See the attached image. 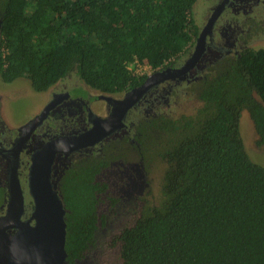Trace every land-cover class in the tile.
Here are the masks:
<instances>
[{"label": "trees", "instance_id": "1", "mask_svg": "<svg viewBox=\"0 0 264 264\" xmlns=\"http://www.w3.org/2000/svg\"><path fill=\"white\" fill-rule=\"evenodd\" d=\"M197 1L0 0L1 78H27L44 92L76 73L100 93H124L148 77L131 66L157 70L189 52L200 33ZM195 85L193 113L151 116L138 129L143 152L165 143L162 197H143L140 216L116 238L120 261L110 264H264V165L240 130L246 109L264 145V47L221 60ZM131 146L108 143L64 170L68 264L85 257L105 223L99 204L109 186L98 176ZM7 197L0 182V215Z\"/></svg>", "mask_w": 264, "mask_h": 264}, {"label": "rangeland", "instance_id": "2", "mask_svg": "<svg viewBox=\"0 0 264 264\" xmlns=\"http://www.w3.org/2000/svg\"><path fill=\"white\" fill-rule=\"evenodd\" d=\"M215 1L198 0L195 3L192 13L197 24L201 27L205 24L210 7L213 6ZM263 9V0H258L257 4L250 0H233L228 6L225 15L227 16L226 25H228L229 31L234 33L235 31L231 28V23H238L239 21V26H242L243 23L246 26L245 28L251 27L250 32H247L244 35V39H242L243 41L250 39V41L245 44L243 41L238 42L240 49L247 45L256 49L264 47V23L261 21V19H264ZM257 21H260V23H256ZM256 25L258 29L254 27ZM205 64L206 62L203 63V65ZM131 68L139 74L149 75L154 72L148 64L137 63L131 66ZM205 70L206 68H204L203 74H205ZM201 75H195L190 81L176 85V88L175 85L171 89L167 88L170 85L169 83L165 90H161L160 96L163 99L157 105L155 103L151 104L152 106L146 107L143 111L144 115L140 119L149 115H155L156 113H162L167 116L193 113L197 101L191 94H193L194 90H197V86L192 87V84L204 76ZM78 80H80L78 75L71 73L62 81L63 84L71 86V84L78 82ZM84 86L94 91L89 86ZM47 96L48 93L46 92L35 91L31 81L27 78H18L12 83H6L0 76V132L6 128L8 130L6 132L9 134L11 131L13 132L18 129L19 126L41 109L48 99ZM96 105L100 107L101 111H105L103 109L105 107L103 101ZM153 106L157 107V109L153 108ZM240 130L246 150L251 159L260 165H264V145L259 146L257 144L258 135L250 113L246 109L242 111ZM164 145L165 143H162L155 147L151 145L149 148H145L143 157L148 167L143 164L139 156L136 157V151L130 149V154L136 157V159L131 157L132 159L129 158L130 160L127 163H114L99 176L100 180L106 181L109 184V190L100 197L99 204V215L101 218L105 216V223L103 224L102 219L100 220V228L95 245L87 252L83 259L77 261L75 264H110L120 261V243L116 242V238L120 234L121 229L125 225L132 224L140 216L146 200L156 203L162 197L164 175L168 168ZM5 177L6 174L0 172V180L4 183L6 182ZM23 187L25 201L29 203L26 204V208H30L32 203L27 185L24 182ZM110 197L116 198L117 202L112 203Z\"/></svg>", "mask_w": 264, "mask_h": 264}, {"label": "flooded vegetation", "instance_id": "3", "mask_svg": "<svg viewBox=\"0 0 264 264\" xmlns=\"http://www.w3.org/2000/svg\"><path fill=\"white\" fill-rule=\"evenodd\" d=\"M223 1L224 0H216L213 3V6L210 7L209 10L210 12L205 24L202 27L198 24L200 27V33L207 26L215 9ZM232 1L233 0L226 1L222 9V12L218 16V18L214 21L213 25L207 31L205 37V49L199 61L195 65V67H193L188 73L177 78L167 79L164 82L152 88L151 90H149L141 98V100H139L128 111V113L125 116V119H123L124 125L118 128L116 131H114L107 138H104L102 141H100L99 143L93 146L82 148L79 151H74L71 153H59L56 155L55 163H54L55 164L54 181H56L57 186H59V181L64 173V170L67 168L68 165H71L73 161L77 160L83 155H88L90 153H99V150L102 149L106 144L115 143L116 141L119 140L132 145L128 150L132 149L136 151L137 153L135 154L136 157L139 156V159L142 160L143 164H145L146 166L148 165L147 162L145 161V158L143 157L142 145L137 139V133H139L138 129L141 126L144 127V124H142L143 120L148 119L151 116H155V117L159 116L162 113H156L155 115H149L143 119H140L144 115L143 114L144 109L146 107H149L151 104L153 105L156 103L157 105V103L163 99L162 96H160L161 90H165L166 86L169 83L170 85L167 86V88L171 89V87H173L174 85L176 88V85H181L183 83L190 81V79H193L195 75H199V76L201 74L205 75L209 71L210 67L215 66L221 60H224L228 57L234 58L235 56L239 55V53L244 49L251 47L247 45L240 49L239 48L240 45L238 44V42L243 41L242 39H244V35H246L247 32H250L251 30L250 26L248 28H245L246 26H244L243 23L242 26H239L240 25V21H239L238 23L237 22L231 23V28L234 29L235 31L234 33L228 30V25H226L227 16L225 15V13ZM250 1L255 2L256 4L258 2V0H250ZM261 21L264 23V19H261ZM241 22H243V20H241ZM256 23L259 24L260 21H257ZM254 27L258 29L257 25ZM251 37L253 39L252 33H251ZM197 39L195 41V44L190 48L189 52L186 55H184L180 60H178L174 64L164 66L157 70H164L167 68L178 70L184 67L195 52ZM249 41L250 39H247L243 42L245 44V43H249ZM204 62H206L205 65H203ZM204 68H206L205 74L202 73L204 71ZM157 70H154V72ZM84 85H86L84 82L78 80V82H74L73 84H71V86H68L67 84H63V81L61 79L55 85H53L49 90L44 91L48 93L47 96L48 99L45 101L44 105L41 107V109H39V111L35 115L31 116L24 124L19 126L18 129H16L13 132L11 131L9 134L6 132L8 131L6 128L1 130L0 172H4L6 174L5 177L6 182L4 183L0 180L2 184L7 186L8 177H9L8 170L10 168L11 162L12 160H17L18 158L19 160L18 170H19L21 183L22 186H23V182L26 183L27 185L28 172L32 163V155L38 149L42 148L47 142H50L61 135L80 134L82 132L88 131L93 127V121L97 117H107L110 114L112 110V104L106 97L113 96L115 98H122L127 92L126 91L124 93L106 94V93H100L94 89H93L94 91H92L91 89L86 88ZM102 101L105 103V107L107 108L106 109L105 107H103L105 111H101L99 109L100 107L96 105L97 103H102ZM155 106H153V108L157 109V107ZM45 111L48 112L44 120L40 122V124H38L35 128L34 127H32V129L30 128L26 133V135L23 136V134L21 133V127H23L29 121L33 120L37 115H41L42 113H45ZM154 144H155L154 142H150L149 146ZM123 153H124L122 154L123 157L112 162L110 166H112L114 163L117 162L127 163V161L130 160L129 158L131 157L136 159V157H133L130 154V151L129 152L125 151ZM108 168H106L105 170H107ZM100 181L106 182L103 180ZM7 190H8V186H7ZM112 199H116V198L110 197L111 201ZM112 203L115 202L112 201ZM31 207L32 204L30 205V208H26V215L30 213Z\"/></svg>", "mask_w": 264, "mask_h": 264}, {"label": "water", "instance_id": "4", "mask_svg": "<svg viewBox=\"0 0 264 264\" xmlns=\"http://www.w3.org/2000/svg\"><path fill=\"white\" fill-rule=\"evenodd\" d=\"M226 1L213 12L197 39L194 54L184 67L178 70H157L149 74L141 85L127 91L122 98L106 97L112 104V110L107 117H97L88 131L61 135L47 142L32 155L27 183L32 207L28 215L18 170L19 160H12L8 170L6 208L0 215V264H68L67 209L54 181L56 155L79 151L107 138L124 125L123 119L128 111L149 90L167 79L180 77L195 67L205 49L206 33L222 12ZM47 112L37 115L21 127L23 136L30 128L40 124Z\"/></svg>", "mask_w": 264, "mask_h": 264}, {"label": "bare ground", "instance_id": "5", "mask_svg": "<svg viewBox=\"0 0 264 264\" xmlns=\"http://www.w3.org/2000/svg\"><path fill=\"white\" fill-rule=\"evenodd\" d=\"M24 188V187H23Z\"/></svg>", "mask_w": 264, "mask_h": 264}]
</instances>
